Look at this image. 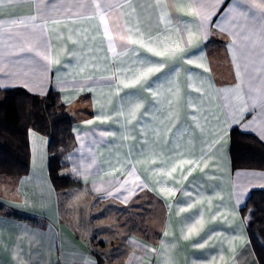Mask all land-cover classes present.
<instances>
[{"label": "crops", "instance_id": "obj_1", "mask_svg": "<svg viewBox=\"0 0 264 264\" xmlns=\"http://www.w3.org/2000/svg\"><path fill=\"white\" fill-rule=\"evenodd\" d=\"M48 2L60 7L72 5L75 0ZM201 2L211 6L215 0ZM139 3L147 5L149 0ZM37 5L43 7L40 0H20L12 5L4 0L0 5V25L10 19L37 15ZM245 7L243 0H224L211 17L207 38L196 41L185 53L199 52L209 72L183 61L176 65L164 61V72L157 75L163 79L176 67V82L184 97L173 119L167 118L170 109L162 100L150 111L142 109L141 120L127 125V131L114 111L121 98L136 93L130 98L142 97L146 109L153 104V98L144 84L122 89L117 95L115 80L104 79L112 77L117 69L118 75H124L129 67L137 65V58L132 51L120 54L118 40L116 51L109 50L98 19L72 23L74 17L66 13L67 24L50 26L56 30L48 32L49 43L60 63L50 65L46 77L39 70L44 61L34 52L20 51L23 40L15 33L27 34L29 29L0 32V89L16 87L37 96L51 90L57 94L73 118L75 145L64 158L65 173L87 191V197L70 199L69 203L67 199L66 207L61 208L47 172L48 138L32 129L28 131V172L19 177L0 175V264H260L240 209L252 190L264 189V171L233 168L229 136L236 128L262 143L264 139L245 127L255 113H245L239 122H226L231 121L233 112L227 107L223 90L241 81L233 63L232 36L216 26H223L226 16H234ZM172 13L173 28L176 21L195 23L192 17L175 9ZM141 14L145 18V35L151 24L154 34L159 28L157 39L167 36L165 25L158 23V12L149 8ZM78 29H88V39H84L83 32L78 35ZM128 48H135L141 58L162 60L138 46ZM73 50L75 56L71 55ZM88 76L92 79L86 80ZM155 79L153 76L149 83ZM41 81L42 87L38 86ZM190 84L203 87V95L193 91ZM170 86L164 82L165 89ZM197 108L199 112H195ZM192 115L200 120L203 132L193 126ZM104 116L110 119L100 123L97 117ZM165 127H172L166 137ZM105 131L114 135L102 136ZM202 153H206L203 160ZM182 160L200 163L181 165ZM133 166L135 175H129ZM173 167L175 172L171 171ZM141 183L146 186L139 187ZM161 187L165 189L163 193ZM169 188L175 195L167 191ZM189 203L193 204L191 209Z\"/></svg>", "mask_w": 264, "mask_h": 264}, {"label": "snow or ice", "instance_id": "obj_2", "mask_svg": "<svg viewBox=\"0 0 264 264\" xmlns=\"http://www.w3.org/2000/svg\"><path fill=\"white\" fill-rule=\"evenodd\" d=\"M18 2L20 0H8L9 5ZM243 2L247 7L237 11L234 16H226L222 22L223 26L216 25L220 27L221 32H226L232 36L230 46L233 51V63L237 71V77L241 81L235 87L223 90L225 100L228 101L227 107L229 111L233 112L231 121L226 122H239V120L244 119L245 113L250 115L255 113L252 116V120L245 127L258 132L260 137L264 139V0H243ZM3 3L4 0H0V5ZM40 3L43 7L37 5V15L10 19L0 25V32L11 33L20 28L30 30L27 34L18 31L15 34L23 40L20 51L34 52L44 61L43 64L39 65L40 73L43 76H47L50 65L60 63L58 57L52 54L48 32L56 30L55 27L50 26L67 24L66 13L74 17L72 23H76L77 20L91 21L98 19L99 25L103 29V35L108 41L109 50L116 51V41L118 40L120 42V54L132 51L136 55L137 65L129 67L124 75H118L120 70L117 69L112 77L104 78L115 80L117 95L122 89H131L137 85L144 84L153 98V104L147 109L142 97L130 98V96H136V93L125 94L121 98L119 108L114 111L118 118H122V127L127 131V125L132 124L133 121L141 120L142 109L145 112L150 111L163 100L170 109L167 118L172 120L174 114L178 111L179 105L183 102L184 97L181 94L179 84L176 82V78L179 76L176 67H172L163 79L157 75L164 72V61H171L173 65L183 61L188 65L203 69L205 73L210 71L205 58L199 52L193 51L190 55H185V53L189 52L190 48L196 44V41L207 38L209 34L208 25L212 22L211 17L216 14L217 6L224 3V0H215V3L211 6L206 5L201 0H195V2H186V0H154V3L149 0L147 5L140 4L139 0H75L72 5L66 4L60 7L54 6L48 0H40ZM73 8L76 9L75 12H72ZM149 8L158 12V23L164 24L168 31L164 39H157L159 28L157 26V33L154 34L151 30V24L147 25V35H145V29L142 28L145 18L141 13ZM172 9L192 17L195 23L176 21L173 28L175 16L172 13ZM38 19L41 20V23L36 22ZM71 31L69 29V33ZM88 31V29H78L77 34L79 35L83 32L85 33L84 39H88ZM69 39H72L71 34ZM73 43L78 44L79 41L73 40ZM128 45L138 46L151 56L162 58V60L152 61L141 58L136 53V49H129ZM196 47L198 48L199 45H196ZM71 55H76L75 50L72 51ZM194 56L196 57L195 59L193 58ZM0 71H3V69H0ZM153 76L156 79L149 83L150 78ZM16 78L19 79L20 77L17 76ZM85 79L90 80L92 77L88 76ZM165 81L171 85L166 89L164 88ZM57 82L61 83L60 81ZM24 86L28 87V84L25 83ZM38 86L42 87L43 81ZM109 86L111 87L112 85ZM189 86L193 91L200 92L203 95V87H195L192 84ZM208 86L211 87V81L208 82ZM233 99L236 103H233ZM199 111V108L195 109V112ZM97 119L100 123H107L110 117H97ZM192 120L193 126L200 128L201 132H203L204 129L196 115H192ZM258 121L261 123L257 124ZM161 123L163 124V120H161ZM174 126L175 124L173 123L172 127ZM172 127L164 128L163 134L165 137L172 132ZM101 135L111 136L114 133L105 131ZM124 138L127 139V136ZM204 155L206 153H202L201 160H203ZM93 163H95L94 159ZM199 163V160L180 161L181 165L190 164L195 166ZM205 167H207V164H205ZM171 171L175 172L176 168L173 167ZM167 174L170 175L171 173ZM109 175L111 174L109 173ZM129 175H135L134 166L133 171ZM237 175L240 174L238 173ZM138 179L139 177H137ZM138 186L142 188L146 185L141 183ZM164 191L165 189L161 187V192L163 193ZM167 191L175 195L172 188L167 189ZM109 195H112V193H109ZM186 195H190V193H186ZM196 203H199V201H196ZM192 207L193 204L189 203L188 208L191 209ZM180 210L185 211L186 209L181 208ZM197 223H202V221ZM193 230L194 228L190 229L189 232Z\"/></svg>", "mask_w": 264, "mask_h": 264}, {"label": "trees", "instance_id": "obj_3", "mask_svg": "<svg viewBox=\"0 0 264 264\" xmlns=\"http://www.w3.org/2000/svg\"><path fill=\"white\" fill-rule=\"evenodd\" d=\"M54 91L37 96L21 88L0 89V175L19 177L29 168L28 131L48 138V174L55 191L79 183L65 173V156L75 145L72 115ZM230 158L235 169L264 171V143L236 128L230 131ZM258 262L264 264V189L252 190L240 209Z\"/></svg>", "mask_w": 264, "mask_h": 264}, {"label": "rangeland", "instance_id": "obj_4", "mask_svg": "<svg viewBox=\"0 0 264 264\" xmlns=\"http://www.w3.org/2000/svg\"><path fill=\"white\" fill-rule=\"evenodd\" d=\"M87 191L86 190H83L80 186L76 185L70 189H67L65 191H61V192H58V197H59V200H60V203L62 204V207H66V200L68 201V203L70 202V199H73V200H80V199H83L85 197H87ZM69 197H68V196ZM66 198V199H65ZM65 199V200H64ZM63 201V202H62ZM68 206L70 207V205L68 204ZM77 205H74L73 208H76Z\"/></svg>", "mask_w": 264, "mask_h": 264}]
</instances>
